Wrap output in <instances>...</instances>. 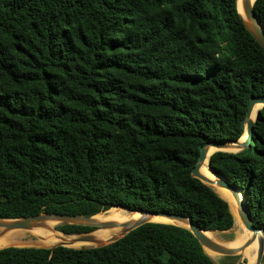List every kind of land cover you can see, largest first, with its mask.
Masks as SVG:
<instances>
[{"label":"trees","instance_id":"trees-1","mask_svg":"<svg viewBox=\"0 0 264 264\" xmlns=\"http://www.w3.org/2000/svg\"><path fill=\"white\" fill-rule=\"evenodd\" d=\"M254 11L264 27V0ZM260 96L264 50L236 0H0V219L123 206L228 231L227 202L192 171L207 142L244 135ZM253 137L210 166L264 230V108ZM51 247L3 248L0 264H215L188 229L161 223Z\"/></svg>","mask_w":264,"mask_h":264},{"label":"water","instance_id":"water-1","mask_svg":"<svg viewBox=\"0 0 264 264\" xmlns=\"http://www.w3.org/2000/svg\"><path fill=\"white\" fill-rule=\"evenodd\" d=\"M239 0H236V4ZM256 0L251 2V0H242L243 9L245 12V17L239 12L240 17L249 31V33L253 36V38L256 40V42L263 48L264 50V27L260 23L255 11H254V3ZM264 108V96L255 97L250 100V103L248 105V110L246 113L245 118V132L244 134H247V139L242 142V137L237 141H230V140H214L211 142H207L204 146L200 149V154L198 156L197 163L192 171V176L199 181H201L203 184L210 187L212 190V186H217L219 188H222L226 190L229 195L231 196V203L227 202L229 209L231 211V208H233L236 212V216L242 227L244 228V232L247 231L249 233H252V237L246 239L244 243L237 247H227L222 244L215 243L210 238L207 237L206 233L211 232H227V231H206L202 230L200 227L194 224L191 217L181 215V214H175L165 211L160 212H152V211H146V210H132L128 207H112V208H123L129 212H138L141 213V217L134 220H129L126 222H98L95 217L100 215L101 213L95 215V216H82V215H68V214H47L42 213L36 216H29V217H23V218H15V219H0V238L4 237L10 230L12 229H26L30 228L33 225H35L38 222H54L57 225H75V226H86L93 228V230L86 234H78V235H66V236H81L82 239H87V235H89L92 232L99 231V230H106V229H112L116 227H121L123 235L116 239L112 240L108 244L114 243L121 238L125 237L130 232L134 231L135 229L148 224V223H159V222H151L150 218L152 216H159L163 218H167L173 221L178 222V224H170V223H161V224H169L174 225L178 227H182L185 229H188L199 241L200 245L204 249V251L209 255L207 250H210L212 252L218 253L221 256H237L239 252L246 251L248 248H250L253 243L255 242L256 235L258 233H262L264 235V230L256 227L254 225L253 219L251 217L250 211L247 208L246 205V197L245 194L242 192V190L236 186L231 185L222 175H220L218 172H216L211 166H210V158L211 156L216 152H229V153H237L246 150L250 144L252 143L254 137V124L257 121L260 110ZM216 149L217 151L211 154L212 150ZM228 149H233L234 151H228ZM208 161V167H206V162ZM207 168L208 172L215 176L216 179H210L204 174H202V169ZM215 192V191H214ZM216 193V192H215ZM217 194V193H216ZM242 196V198H240ZM110 208V209H112ZM109 209V210H110ZM108 211V210H107ZM105 211V212H107ZM103 213V212H102ZM232 213V211H231ZM233 215V214H232ZM234 217V216H233ZM235 226V218H234V225L232 229ZM56 230V229H55ZM231 230V229H230ZM229 231V230H228ZM237 239L236 235L234 239L232 240L235 242ZM107 244V245H108ZM62 246L66 247L64 245H58L52 248H43V249H51L54 250L55 248ZM106 245L96 246V247H84L87 248H97V247H103ZM19 248V247H15ZM21 248V247H20ZM22 248H29V247H22ZM38 249V248H37ZM75 249V248H73ZM83 249V248H79ZM1 250V249H0ZM254 253V252H253ZM210 256V255H209ZM212 259V257L210 256ZM264 259V244H260V248L257 252V256L255 258V261L252 264H263ZM212 261L215 264H218L213 259ZM244 263L249 264L248 261L246 263L243 260H240L238 263Z\"/></svg>","mask_w":264,"mask_h":264},{"label":"bare ground","instance_id":"bare-ground-1","mask_svg":"<svg viewBox=\"0 0 264 264\" xmlns=\"http://www.w3.org/2000/svg\"><path fill=\"white\" fill-rule=\"evenodd\" d=\"M254 0H251L253 2ZM237 8L239 12L245 17V12L243 9L242 0H239L237 3ZM247 139V134H244L242 137V142ZM216 149H213L211 154L216 152ZM228 151L233 152V149H228ZM206 167H208V161L206 162ZM202 174L204 176L210 178V179H216L215 176L211 175L207 168L202 169ZM214 191L222 198L225 199L227 202L231 203V196L229 193L217 186H212ZM242 198V196H240ZM125 210V209H124ZM232 214L235 218V226L233 230L231 231L232 234L236 235L237 239L235 242L230 240H223L221 236H219L217 233H211L207 232L206 235L208 238H210L212 241L218 244H222L227 247L237 248L241 246L244 241L250 237H252V233H249L247 231L244 232V228L240 224V222L237 219L236 212L233 208H231ZM141 217V213L138 212H129L127 210L124 211V213L114 220L113 222L120 223V222H126L129 220L138 219ZM97 220V218H96ZM151 222H159V223H170V224H178V222L159 217V216H152L150 218ZM56 223L54 222H38L35 225H33L30 228L26 229H12L10 230L4 237L0 238V249L7 248V247H26V245H36L37 247L41 246H58V245H64L69 248H84V247H96L101 245H107L112 240H116L120 238L123 235L122 228L116 227L112 229H106V230H99L90 233L87 235V239H82L81 236H66L58 231L55 230ZM228 233V232H227ZM260 237V239L258 238ZM32 239H35L36 241H32ZM51 242L54 244H51ZM264 244V235L260 232L256 235L255 242L253 245L248 248L246 251L239 252L241 259L243 261L245 260H251L253 263L255 261V258L257 256V252L260 248V244ZM52 248V247H51ZM209 255L212 257L213 260H218L220 258V254L212 252L210 250H207ZM254 252V253H253ZM208 255V254H207ZM250 258V259H249ZM249 263V264H252Z\"/></svg>","mask_w":264,"mask_h":264},{"label":"rangeland","instance_id":"rangeland-1","mask_svg":"<svg viewBox=\"0 0 264 264\" xmlns=\"http://www.w3.org/2000/svg\"><path fill=\"white\" fill-rule=\"evenodd\" d=\"M124 211L125 210L122 209V208H112V209H110L107 212H105V211L103 213L101 212V214L98 215V216H96L95 219L97 218V221L100 222V223H103V222L105 223V222H107L109 219H111L114 216H119L120 217L124 213ZM58 226H60V225H57L56 224L55 229ZM232 230L233 229L227 231L228 233L227 232H215V233H217L219 236H221L222 238H224L223 240H225V241L230 240V239L233 240L234 237H235V235L232 234V232H231ZM56 231H58V230H56ZM59 233H61V232H59ZM258 238L260 239V237H258ZM32 241H36V240L35 239H32ZM26 247H29V248H40V247H37L36 245H32V244L26 245ZM66 248H69V247H66ZM240 260H242V259H241L240 255L237 254V256H220V258L218 260H214V261L217 262L218 264H236ZM246 261H248L249 263H252L251 260H245L244 262L246 263ZM263 264H264V259H263Z\"/></svg>","mask_w":264,"mask_h":264}]
</instances>
